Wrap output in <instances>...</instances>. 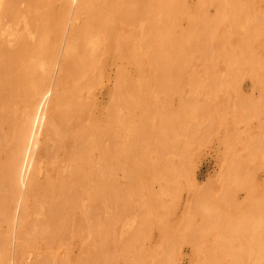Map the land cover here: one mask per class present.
<instances>
[{
	"label": "rangeland",
	"instance_id": "rangeland-1",
	"mask_svg": "<svg viewBox=\"0 0 264 264\" xmlns=\"http://www.w3.org/2000/svg\"><path fill=\"white\" fill-rule=\"evenodd\" d=\"M5 1L6 0L3 1V4L0 7V64L4 61L3 58L9 55L11 50V48L9 47H12V50L14 48V51L11 50L12 53L10 54L12 55L13 53H15L17 47L16 43L18 41L17 39L19 38V36L23 34V37L25 36V39H27L28 41L30 40V44L33 43V40L37 36L36 31H34L36 20H32L29 18L30 11L25 10L26 8L28 10L27 4L24 1L16 0L18 2L16 3L13 2L16 5L14 4L13 6L12 5L9 6L6 1L8 6H5L6 5V3L4 4ZM199 1L200 0H186V2L192 7L188 8L187 10L185 8V12L181 13L180 15H178L176 12L170 13V17H171L170 20L166 19L165 17L163 18L164 21H162L163 20L162 17L157 15L154 16L156 18L159 17L158 20L152 17V26H153L152 43L154 42L152 46L155 45V47H158V45L164 43L161 32L162 31L165 32L168 29L172 31L174 30L173 36L176 39H179L182 36L186 37V41L184 42L185 44H187V47L182 55L177 56L176 54L174 55L168 54L169 56H167L168 60L171 61L178 58L181 60L183 59L182 60L183 63L181 62V69L183 71V74L181 72L180 75L181 77L171 76L170 79L165 78V81L163 83V88L167 87V85L168 87H172L170 92L167 89L165 90L160 88H158V90L157 88L153 89V91L149 92L148 94L149 95L148 100H152V102L154 103L152 104V108L148 106L147 108H142L141 110H138V117L141 118H137L136 120L138 119L140 120L143 119L142 117L144 118L146 117L145 119H148L149 122H146L147 125L146 123L142 125L141 123L142 122L144 123L146 120L145 119H144L145 121L140 120L141 123H139L138 125L137 123L138 121H135L136 124L138 125L137 128L141 125L142 127L145 126L144 127L145 130L142 127H140V129L142 128V130H144L145 133H147V131H150L152 135V136L150 135L151 138H149L150 140L148 139L149 141L145 139V141H142L140 145L142 146L141 148H143L142 152H144L142 153L143 154L142 156L145 155V158L149 159V161H147V159L142 158L141 155L137 159L138 165L140 164L141 167H143L142 165L144 164V167L142 169L141 167L138 168V166L135 168V171L137 168L139 169L137 170V172L139 171L140 176H138V174L133 175L134 177L136 175L138 176L136 177V180L138 181L139 178V181L141 180L140 183L139 181L136 182L134 178H133L134 180H132V178H130L132 176L128 177L127 169L128 167L132 166L133 163L129 159L128 160L124 159L121 156V154L118 152V148L121 147L120 145H122L124 138L119 137L113 141L110 139V137L108 138L107 136L101 138L100 141L98 142L99 146L94 148L95 152L92 153V157L90 160L92 161V165L94 166L93 169L94 172H96V175H98L95 179L96 182L94 184L98 183L97 181L99 180L98 185H104L106 181L105 183L106 185L102 187L103 188L102 194L101 195L99 194L98 198L94 197L95 200L93 199V193L95 191L93 190V188L96 187V185L93 184L91 187H88L87 190L88 193L86 192L87 195L88 194L91 195L93 200H91L90 197L89 198L90 201H89L87 199L86 194H84V196L82 195L80 199L76 195L79 201L74 199L75 201L73 200L72 202L73 204L75 202V204L80 205L81 206V207L79 206L80 209L79 208L76 209L78 205L75 208H73L75 204L72 205V203L71 205L73 207L71 206L70 208L68 206L70 204L66 206L68 208V211H72L74 213L72 217L76 214L74 218H72L75 221L72 223L71 221L72 219L70 218L71 217L70 214L72 213L70 212L69 214V212L65 211V213H68L69 215V218L67 217L69 220H67V218L64 219L65 222L63 220L62 221L59 220L58 222L60 223L57 222L56 224V226L59 228L65 227V231L64 229L63 231L59 229L63 233H61L60 231H56L53 228V226L55 225L52 226L53 223L50 224L51 222L49 224L50 226H52L53 229L48 224L45 225L46 227L42 226V229L43 227L44 228L50 227L53 231L55 230L54 233L56 235L55 234L53 235H55L56 237H59L58 235L61 233L59 237L60 240L56 238L55 242L53 241V244L50 243L52 242L51 239L54 238L52 237L53 231L50 228H48V230L51 231L52 233L51 232L49 233L46 229H44L46 231L42 230L43 231L42 232L40 229L41 226H39L38 229L36 227L37 225H40L42 222L40 219L41 217L37 216L36 213L44 217L43 216L44 211L42 210L45 209L44 208L45 205L43 206V203H45V199H43L44 201L42 200L43 202L42 203L39 198V196H41L40 193L42 192V190L38 191L36 189H39L40 186L41 188L45 187L44 183H47L45 182L46 180L45 178L46 176L48 177L49 172H50V177L47 178V181L53 176H55V174H57L56 171L60 170V173L62 175H65L67 173L69 165L65 164V162H62L61 165H59V169H58L57 168L58 165H56L57 161L55 159H50L54 152L53 153L51 152L52 154H49V149L50 148L52 149L54 147V143L56 146V148L55 147L54 148L55 150L57 149V145H56L57 142L54 140L56 139L55 135L54 137H52L49 134L52 138L50 136L49 138H47L49 140L50 138L54 140L55 141L54 143L52 140L51 143L50 141H48L49 143L46 142L47 144L44 142L46 145H49L48 150L47 147H45L46 148L45 149L44 147H42V145H39L38 148L36 147L33 148L34 152L35 150L37 151L36 153L39 156L38 160L42 161L41 163L45 165H48L49 163L50 166H48L49 168L44 170L45 165L43 164L40 165L41 163L38 161V163L40 164L38 165V167L36 168V172L34 171V173L37 174L39 177L33 175H32L33 177L31 176V178L35 177L37 179L35 183H33L35 181V178L30 179L31 185L32 184L37 185L38 180L39 183H41L40 180H42V177L44 182L42 181L41 185H37V187L39 186V188L35 186L32 187L33 188L32 190L35 191V193H37L36 191H38L37 197L39 199L38 198L36 199V197L33 196L36 199L35 201H37L36 204H33L34 200H32L33 203L31 202L32 195L30 196L27 202V205L28 203L34 205L33 207L29 205L30 209L28 208L29 211H27L29 214L27 219L32 222V225H35L34 223H37V225L34 226V229L33 226L31 227L32 229H30L29 226L30 231L28 230V226H27V223H29L30 221L26 222V226H25L27 231H29V232L26 231V234L29 233V235L27 234L28 236H26L27 238H25L24 245H25V249H27L28 253H30L28 254V256L31 255L30 257H27V259L24 258V261H27V264H30L31 262H33V264H61V263L71 264V262L72 264H76L77 261H81L82 258H83L82 260L83 262L85 261V259L86 261L87 260L90 261L91 259V262L93 260L92 264H133V262L134 264H143V263L144 264H161V263L162 264H203V263L224 264L225 260H226L225 264L228 263L243 264L244 262H245L244 264L246 263L264 264V225H263L264 224V0H240V5H242V7L245 8L244 10L248 9L247 11H249L251 9L249 12H246V14H249L248 16L246 14L242 15L243 13H245V11H243V8L241 10L242 13L241 12L231 13L228 11H226V14H224L223 12V14L221 15L220 13H215L216 11V9L214 8L215 4H220V2H222V4L226 5V3L229 0H211L212 3H207L204 5L206 11H200V10L195 11L196 9H194V7L198 6ZM214 1H218V2L216 3ZM90 4L92 3L90 2L89 5ZM93 4L96 6V9L106 10L107 12L109 11V8L111 10L114 9V6L110 3L109 0H107V4L103 2V0H99V3H93ZM132 5L134 6L133 3ZM245 5L247 8L244 7ZM23 6L25 9L23 8ZM35 8L36 7H34V9ZM92 10L93 9H88L86 22L83 18L81 20V23L82 21L85 22V24L90 22ZM145 16L146 15H143V17H141L135 22L126 19L118 20V18H116L112 22L113 23L112 28L116 31L122 32L121 35L124 38H122L121 40H126V39L132 40V38L135 37L136 39L139 38L138 42H140L141 36L144 33L141 30L139 31L137 30L139 27H141V25L142 26L147 25L148 19ZM192 19L194 20V22L192 21ZM216 20H219V22L217 23ZM228 20H232V21L228 22ZM199 21L201 23H199ZM97 22H98L97 20H93L90 23V27L88 29V33H89L88 42L85 43L86 44L85 49L83 48L82 50L81 48L78 50V53L76 55L78 56V58L80 52L82 53V54L80 53L81 54L80 56H85L87 54L93 53L94 56H92V59L93 61L96 60L97 62H98L97 59L102 60V58L104 57L100 55L103 48L102 41H104V34L101 32V30L96 29L95 24H97ZM214 27H216L217 29L216 28L214 29ZM206 28L208 29L206 30ZM193 29L194 31H192ZM20 32L22 33L20 34ZM37 39L39 40V37ZM36 42H34L33 44L35 45ZM191 44H194L195 46ZM189 45L192 47H189ZM7 47L8 49H10L8 53L5 52ZM3 55H5V57H3ZM103 60L107 65L106 66L104 65L102 70L103 71L102 76L99 77L100 79L99 78L97 80L95 79L91 86L87 87L85 90L82 89V92H80V96L78 97L79 99H81V101L87 100L86 102L87 113L84 114L83 118H81L79 121H81V125H84L87 124V122H89L90 118L104 119V124L100 126V130H103L105 128H106L105 130H108L110 129L111 126L113 127L115 125L113 119L120 117H124V118L127 117L129 119H133L134 116L132 115L131 112L128 111V109L125 107L124 104H120L119 107L117 106L112 110L109 108L112 99L118 96V95H114L112 92L116 79V70L119 64H121V62H123L124 60L121 57L120 58L113 57V60L111 59V57L109 58L106 57V59L103 58ZM31 61L32 63H35V58L32 59ZM157 61H161V60L157 59ZM8 62H6L5 59V64H7ZM34 65L33 67L35 69L38 68L37 70H39V64H36L35 66ZM124 65L127 66L125 61H124ZM158 66L159 64L157 63L153 64L152 72L157 71ZM70 68L72 72L74 71L73 73H75L74 63H72ZM2 69L0 67V74H2L4 70ZM128 69L134 75L132 79L136 80L135 71L130 67ZM71 70L69 75H67V78L68 76L69 78L68 79L66 78V80H68V82L66 81V84L68 86L71 85L73 86L74 84L77 85L78 83L81 84L84 81L85 75L84 74L76 75L75 73L76 76H74V74L72 75ZM210 70L212 71L211 73ZM5 71L3 72L4 75H0L1 84H3L2 80L4 82L3 76L4 77L6 76L5 73L7 71L8 74L10 73L9 70H7L6 72ZM11 73L10 76L13 77L12 75L13 73L12 74ZM96 74H98V72L94 73V75ZM10 76L8 77L7 75L6 78L9 79ZM79 77H83V78H79ZM156 79L157 78L152 77V82L157 83ZM70 80L74 83L71 84ZM7 81H9V83L8 82L6 83V81L4 82L7 85L6 88H4L5 84L0 85V87L2 86L1 87L2 89H0L1 92L0 98L4 95L2 94V92L5 93V95H7L3 97L4 98L7 97L5 98L6 101L7 99H9L8 100L10 101L9 106L12 105V107L10 106L11 109L9 110L12 111L13 109L11 115H13L16 118V122L20 124L22 120L24 121L25 119L24 116L26 117L27 120L25 119V121L23 122V123L26 122L24 126L22 123L21 126L20 125L17 126L18 123L16 124L15 122V125L17 127L15 130H11V132L13 131L17 132V133L15 132L12 133V135L18 133L21 134L23 133V129H25V127L29 124L28 119L30 114H28V110H29L28 108H30L31 103L34 100L32 91L30 92L29 90H33L32 88H34L33 87L34 82L33 83L30 82L31 83L30 85V83L27 81L28 84L30 85V87H28L26 80L25 81L23 80L21 82V79L20 81L19 79H17L16 82H14L15 80L11 81V79H9ZM13 84L14 85L17 84L18 86L17 85L14 86ZM24 84L26 85L24 86ZM20 85H22V87H25V89L21 88ZM8 86H11L13 88L11 89V87L9 88ZM16 87L17 88L19 87V90H21L18 92V94L22 92L21 93V95H23L22 97H20L21 96L20 94L19 95L17 94L16 91L18 90H14ZM78 87H82V85ZM10 89L14 90L12 91L13 93L10 91ZM22 90H24V93ZM25 90L27 92L29 91L28 92L29 96L27 93L26 95L29 97V99L32 100L25 101L26 98L23 99V97H25L24 96ZM8 91H10L11 93ZM13 95L15 98H13ZM121 96L124 97L126 95L122 94ZM10 97L11 99L12 98L13 99L11 100ZM35 98L37 97L35 96ZM2 99L0 100L2 102H5V100ZM11 101H13V104L11 103ZM25 105L29 107L27 108V106ZM4 107H6V105H4ZM0 108H2V103L0 104ZM47 108L48 106L45 107L46 113H47ZM16 109L18 111L17 114L14 115L13 113L16 112ZM25 109L27 110V112ZM143 114H146L147 116ZM151 120H154V122ZM148 123L150 124V129L152 131L148 130L149 127H147L148 129H146V126H149ZM20 127L22 128L20 129ZM44 127L43 128L41 127V129H44ZM160 127L165 130H162ZM19 130L20 131L22 130L21 133L18 132ZM43 132L44 131L42 130V134L40 133L41 136L39 135L38 139H40V144H43L44 146L42 140L43 141H47V140H44L45 135H43ZM150 132L147 135H149ZM92 134L96 135L94 132ZM150 136H147V138ZM92 138H97V136L90 137V139ZM5 142L8 143V145H5V148L10 149L9 147L11 143L9 142V140L7 139ZM115 142H118L119 146L117 144L115 145ZM161 143L162 145H160ZM107 145H109L108 147H110L109 148L110 153H108L107 155L100 154L101 153L99 150L100 147L103 146L105 147ZM40 148L43 149V151ZM47 153H48V155L46 156L48 157L47 159L48 160L50 159L51 161L50 160L49 161L51 163L56 162V164L52 165L50 162L44 161V159L46 160L44 154L46 155ZM110 155H112L113 157ZM5 156H6L5 158L6 163L7 164L9 163L11 170H8L10 173L4 171L2 172L3 174L0 175V181H1L0 184H3L0 186V200L2 196H4L1 201H3L4 199L6 200V198H10V199L12 198L13 199V200L11 199L12 201L17 202L21 184L19 182V185H15L14 181H12L13 178L11 179L12 176L11 172L13 169V164L11 166V163L15 160V158L13 160V157H11L10 159L11 161L12 160L13 161L9 162L10 160L7 158L11 156L10 153L9 156L8 153H6ZM52 158H55L54 154ZM102 160L103 163L100 164ZM6 163L3 164L5 165ZM106 163L112 166H109ZM152 163H153V167L156 166L155 168L152 167ZM105 165L106 168L104 167ZM108 166L111 167V171L113 172H111L110 169L107 168ZM121 166L125 168H122ZM146 168H148L149 170L148 172ZM19 169L21 168L17 166L16 171L17 170L20 171ZM43 170L44 172L49 171L48 174L47 173L44 174ZM103 170L106 172H104ZM140 170L142 171L140 172ZM41 171L42 173H40ZM142 172L145 173V176ZM8 175L10 176V178ZM99 175L100 176L102 175L103 177L101 176L100 178H98ZM108 175L109 177L110 176L111 177L109 179H106L108 178ZM19 177L20 176H18V178ZM143 180H145L146 182L145 181L143 182ZM134 181L137 184H140L141 187L144 189L141 191V189L136 188L140 191V193L138 191L137 196L134 193L136 197L133 194L131 197L130 194L132 192L130 191L132 190H130L129 186L132 189L134 188L133 190H135V187H139L136 186L137 184ZM132 182L135 183V185H133ZM145 183H147V185ZM8 185L10 188L8 187ZM2 187L3 188L5 187L6 190L9 188L10 190L8 189L7 191H5V189L3 190ZM112 188L114 191L112 190ZM127 188L130 191H128ZM11 190L12 192L8 193V191ZM32 190H31V194H33ZM90 190L91 192H89ZM111 190L112 192H114V194L111 192ZM118 190L123 193V195L121 194L123 197L125 191L126 193L129 192V195L127 193L126 199H124L125 197L124 198L120 197L119 199L120 205L118 206L120 209L116 208L115 210L116 203L112 204V202H109V198L111 196L110 192L115 196ZM144 190H147V192L149 191L148 192L149 194L146 193V191ZM6 195H10V196L8 197ZM42 195L43 196L41 197V199L44 197V193H42ZM128 196L130 198H128ZM101 197H103L102 198L103 201ZM38 202L41 203V208H42V210H40L41 212L37 210V209H41L37 207L40 206L39 204H37ZM103 202L105 203L104 207H103ZM131 202L134 203H132L131 205ZM142 202L144 203L146 202L147 205ZM1 208L2 205L0 202V209ZM98 209L101 210V212ZM13 210H14V206L12 211ZM84 211L85 212L87 211L88 214L90 213L91 214L89 216L88 214L85 215ZM80 212L84 213V215H81ZM79 215L81 216L80 218H82L81 221L78 220ZM156 215L158 216L156 217ZM36 218L41 222H35L38 221ZM42 219L45 223H48L44 218ZM102 219L103 221H100ZM66 220L69 221L68 224H66L67 223ZM0 221H4V222H0V233H2L0 234L1 236L0 240L3 237L4 242H6V245H3L5 244L3 243V240L0 242L1 244L0 251L3 250L0 252L1 255L0 264H12L11 257H13L14 255V250L11 249L14 247L12 243L13 241L11 239L12 230H13L11 225L12 221L11 218H9V221L11 222L10 223L8 219L5 220V218H2L1 215H0ZM94 221H95V226L97 225L96 223H98L96 228L93 225ZM8 222L10 223L9 226L11 230L8 226L9 224ZM44 222H42L43 225ZM62 222L63 224L65 223L66 225H63ZM92 222L93 224H91ZM142 225L144 226V229H142L143 228ZM147 225L149 227H146ZM88 226L89 229H86L88 228ZM35 227L37 230H35ZM98 227L100 229L102 228L101 231L99 230ZM223 228H225L224 229L225 231H223ZM90 229L93 230L94 234L92 230L90 231ZM255 229H257V231ZM234 230L236 231L234 232ZM44 232L50 234L51 236L46 235V233ZM56 232H60V233L57 234ZM30 233L32 234V236L34 235L37 236L38 233L40 239L39 238L37 239L36 236L34 238L31 237ZM4 234L5 236L7 235L6 238L4 237ZM49 237H51V239ZM195 237H197V240H195ZM48 238L50 239V241L48 240ZM26 239L27 240L30 239L29 241L31 242L34 240V243L31 244V242L27 241ZM57 240L59 241V243H57ZM46 241H48V243H50L52 247L51 246L47 247L48 243H46ZM99 241L104 242V243L101 242L102 246L97 244L99 243ZM26 242H29V245L31 244L32 246H36V244L38 243L39 245H37L36 247L37 249L35 247L31 248L32 247L31 245H30L31 247L29 245L26 246ZM232 242L234 243L231 244ZM57 244H59L58 247H56ZM103 244H104V248L101 249V247H103ZM7 245L9 248L7 247ZM86 245L89 246V249H87L88 247H86ZM98 246H100V249ZM55 248H60V249H55ZM5 250L7 252H5ZM86 250H89L87 257L91 256L90 259L84 257V254H86ZM94 250L95 251L97 250L99 254L96 253L97 251L94 252ZM244 250H246V252ZM82 251H84L83 254ZM135 251L138 252L139 254L136 253ZM4 252L7 253V258L5 257L6 255ZM247 252L251 253L250 261H248V259H246L245 257V255H248ZM89 253L91 255H89ZM213 253H215V256H217L215 257L216 259L214 258L215 263L214 261L209 263L210 262L209 258L210 260L213 259L210 257L214 255ZM134 254H136V256H134ZM139 257L142 259L143 262L140 261L141 259H139ZM3 258L4 260H2ZM45 258H48L49 260ZM161 258L164 260V262L160 261L162 260ZM37 259H39L41 262ZM256 260L259 261L257 262ZM89 261L86 263L89 264ZM80 263L81 262H79V264Z\"/></svg>",
	"mask_w": 264,
	"mask_h": 264
},
{
	"label": "bare ground",
	"instance_id": "bare-ground-1",
	"mask_svg": "<svg viewBox=\"0 0 264 264\" xmlns=\"http://www.w3.org/2000/svg\"><path fill=\"white\" fill-rule=\"evenodd\" d=\"M3 1L4 0H0V7L1 5L3 4ZM8 5H14L16 2V0H6ZM6 1L4 2V4L6 3ZM21 1H24L26 4H27V7H28V10L27 8L25 9L24 6L23 8L26 10V11H30V15H29V18L32 19V20H36V23H35V30L36 31V35L39 37V40L35 37L36 40L34 41L33 40V43H35V45L33 43L30 44V40L28 41L27 39H25V36L23 37V34L21 36H19V38L17 39V47H16V50H15V53H13L12 55L10 53L11 50H12V47H9L11 48L5 50L6 53L9 52L10 50V53L9 57H5V55H3V58L4 61L0 64V65H4L5 64V59H6V62H8L7 64H5V68L7 70H9V72L13 75L10 76V73L8 74L7 70L4 68V66H0L1 69L3 70V72L5 71V77L3 76V79H4V82L6 81V83L9 81V79L12 80H15L14 82H16L17 79H21V82L24 80H26V82L28 81L29 83H33L34 82V88H32L33 90H29L30 92L32 91V94L34 96V100L32 101L31 105H30V108H28L29 106H27V109L28 110V114H30L29 116V124L25 127V129H23V133H21V131L19 130L18 132H20L21 134H14L12 135V133H14L15 131L11 132V130H15L16 127L18 125H22L23 126L25 125V123H23L26 119V117L24 116V121L22 120L20 122V124L18 122H16V118L11 115L12 111L9 110L11 109L10 106L12 107V105L9 106V103L10 101H8L9 99H6L7 97H3V96H7L5 95V93L2 92V94H4L0 99L2 100H5V102H2L0 100V102L2 103V108H0V175H2L4 171H7L9 172L8 170H11V167L9 165V163L7 164L6 163V156L5 154L8 153V156H9V153H10V157H8L7 159H9L10 161L9 162H12L15 158V162L11 163V166L13 164V169H12V172H11V179L12 181H14V184L15 185H19V182L21 184V187H20V192H19V196H18V200L17 202L15 201H12L10 198H6V200L4 199L3 201L2 198L4 196H2L0 202H1V205H2V210L0 211V215L2 218H5V220L8 219L9 221V218H11V221H12V243H13V248H11L12 250H14V255L12 258V264H27V261H24V258L27 259V257H30L31 255L28 256V251L27 249H25V245H24V241H25V238H27L26 236L29 235V233L26 234V231L27 229L25 228L26 226V222H29L30 220H28V208L30 206H34V205H31L28 203L27 205V202L30 198V196L32 197L31 198V202L32 200H34L32 203L33 204H36L37 201H35L38 197V191L42 190V192L40 193L41 196H39L40 198V201L42 202L43 199H45V203H43V206L45 205V209L42 210L41 208V203L38 202L37 204H39L40 206H37L41 209H37V210H42L44 211L43 213V216L42 217L41 215L37 214L36 212V215L41 217V221H43L42 218H44L48 223H45L44 222V225L42 224L41 221H39L37 218L38 221H35V222H41L40 225H37V223H34L35 225H37V229L39 226L41 231L46 229L49 233L51 231L48 230V228H52L53 225V228L56 230V231H60L64 229L65 231V227L62 228V227H57L56 224L59 220H63L66 219L67 217L69 218V215L68 213H65V211L70 212L72 214H70V218H74V215L72 217V215L74 214L72 211H68V208L66 207L68 205L70 208L73 204V200L76 199L79 201V199L81 198V196L84 194H86L87 190H88V187H91L95 182H96V177L98 175H96V172H94V166L92 165V161L90 160L91 157H92V153L95 152L94 151V148H96L97 146H99V141L101 138L103 137H110V139L113 141V140H116L117 138L119 137H123L124 140H123V143L122 145H120L121 147L118 148V152L121 154V156L124 158V159H129L133 165L128 167L127 169V175L128 177L132 178V180H136V177L140 176L139 174V171L137 172V170H139L138 168L141 167V165L139 164L138 165V162H137V159L140 157V155L142 156L144 152L143 151V148H141L142 146L141 145V142L142 141H145V139L147 141H149L151 138V132L150 131H147V133H145V129L142 125L145 124L146 122H149L148 119H145L144 117H142L143 119H140L142 121H145L144 123L138 119L136 120L137 118H141V117H138V110H141L142 108H147L148 106H150L152 108V104H154L152 102V100H148V97H149V92H152L153 89L157 88H160V89H167L169 92L170 90L172 89V87H168V83L166 84L167 87L163 88V83L165 81V78H169L171 76H180L181 75V72L183 74V71L181 69V62L182 60L181 59H174L173 61L171 60H168V57L169 56L168 54H176L177 56L178 55H182L184 53V50L186 49L187 47V44H185L184 41H186V37H181L179 39H176L173 35H174V30H166L165 32L162 31L161 32V35H162V38L164 40V43H161L160 45H158V47H155L152 46V17H154V19H157L154 15H157V16H160L163 18L166 17V19L170 20V13H177L178 15H180L181 13L185 12V8L186 10L192 6H190L186 0H109L110 3L114 6V9L111 10L109 8V11L107 12L106 10H99V9H96V6L93 4V3H99V0H21ZM15 2V3H12ZM92 3L89 5V3ZM103 2H105L107 4V0H103ZM214 2H218V1H214ZM6 3L5 6H8ZM10 3V4H9ZM20 3V1H19ZM132 3L134 4V6L132 5ZM207 3H212L211 0H200L199 1V4L198 6L194 7V9H196L195 11H206L205 8H204V5L207 4ZM18 4V3H17ZM154 4V5H152ZM16 5V4H15ZM24 5V4H23ZM19 6V5H18ZM34 7H36L34 9ZM131 7V8H130ZM246 7V5L244 6ZM8 8V7H7ZM214 8L216 9L215 13H220L223 14H226V11L228 12H241L242 13V5H240V0H229L226 5L225 4H222V2H220V4H215L214 5ZM247 8V7H246ZM22 9V8H21ZM88 9H93L92 12H91V18H90V22L89 23H86V17H87V13H88ZM245 8H243V11H245V13H243L242 15H245L246 12H249L247 10H244ZM23 11V10H22ZM24 11V12H26ZM227 12V13H228ZM29 13V12H28ZM202 13V12H201ZM153 14V15H152ZM143 15H146L145 17H147L148 19V22H147V25L146 26H142L138 28L137 31L141 30L143 31L144 34H142L141 36V41H139V38L136 39L135 37L132 38V40H121L122 38V35L121 33L122 32H119V31H116L112 28L113 26V21L114 19L118 18L119 19H126V20H129V21H137L138 19H140L141 17H143ZM216 15V14H215ZM230 15V14H229ZM238 15V14H237ZM247 16L249 14H246ZM193 16V15H192ZM224 16V15H222ZM221 16V17H222ZM231 16V15H230ZM203 17V16H202ZM216 17V16H215ZM220 17V16H219ZM226 17V15H225ZM228 17V15H227ZM239 17V16H238ZM84 18L85 22L82 21L81 23V20ZM161 19V18H160ZM93 20H97V24H95L96 26V29L97 30H101V32L104 34V41L103 42V48H102V51L100 53L101 56H104L103 58L106 59L111 57V59L113 60V57H117V58H122L125 63L127 64V66L124 65V61L121 62V64H119L117 70H116V79H115V84H114V88H113V94L114 95H118L116 96L115 98L112 99V102L110 104V109H114L116 108L117 106L119 107L120 104H124L125 107L128 109L129 112L132 113V115L134 116L133 119H129L127 117H120V118H115L113 119V122L115 123V125L112 127H110V129L108 130H100V126H102L104 124V119H93V118H90L89 119V122H87V124H84V125H81V121H79L81 118H83V115L86 114V102L87 100H83L81 101V99H79L78 97L80 96V92H82V89L85 90L87 87L91 86L93 81L96 79H98L100 76H102V73H103V67L104 65L106 66L107 64H105L103 58L102 60L100 59H97L98 62L96 60L93 61L92 59V56L93 53H90V54H87L85 56H80L81 54L79 53V58L77 55L78 53V50L82 48L85 49V43L88 42V36H89V33H88V29L90 27V23L93 21ZM199 20V18H198ZM164 21V19L162 20ZM192 21L194 22V20L192 19ZM217 23L219 22V20H216ZM229 21H232V20H228ZM159 22V21H158ZM167 22V21H166ZM205 22V21H204ZM130 23V22H129ZM156 23V21H155ZM162 23V22H161ZM199 23H201L199 21ZM210 23V22H209ZM216 23V22H215ZM214 23V24H215ZM216 23V24H217ZM84 24V25H83ZM154 24V23H153ZM159 24V23H158ZM160 25V24H159ZM204 25V24H203ZM219 25V24H218ZM155 26V25H154ZM160 27V26H159ZM213 27V26H212ZM163 28V27H161ZM216 27H214L215 29ZM205 29V28H204ZM208 28H206L207 30ZM217 29V28H216ZM135 30V29H133ZM202 30V29H201ZM200 30V31H201ZM161 31V30H160ZM194 31V29L192 30ZM212 31V30H211ZM134 32V31H133ZM191 32V31H190ZM204 32V31H203ZM22 32H20L21 34ZM155 33V32H154ZM19 34V33H18ZM19 34V35H20ZM39 34V35H38ZM135 34V33H134ZM160 35V36H161ZM214 35V34H212ZM209 36V35H208ZM27 37V36H26ZM132 37V36H131ZM140 37V36H139ZM214 38V37H213ZM217 38V37H216ZM199 39V38H198ZM212 39V38H210ZM188 40V39H187ZM202 40V39H201ZM204 40V39H203ZM206 40V39H205ZM210 41V40H209ZM16 42V41H15ZM14 42V43H15ZM29 42V43H28ZM32 42V41H31ZM84 42V44H83ZM101 42V44H102ZM196 42V41H195ZM198 42V40H197ZM205 42V41H204ZM207 42V41H206ZM13 45V44H12ZM191 45H194V44H191ZM205 45V44H204ZM208 45V44H207ZM14 46V45H13ZM195 46V45H194ZM193 46V47H194ZM206 46V45H205ZM87 47V46H86ZM189 47H192L189 45ZM78 48V49H77ZM89 48V47H88ZM87 49V48H86ZM77 50V51H76ZM88 50V49H87ZM93 50V48H92ZM14 51V48L13 50ZM86 51V50H85ZM155 57V58H154ZM8 58V59H7ZM35 58V63H32V59ZM171 58V57H170ZM157 59L161 60V61H157ZM72 63H74V66H75V73L76 75L78 74H84L85 75V78H84V81L81 83V84H77V85H71L72 82L71 80V86H68L66 84V81L68 82V80H66L67 78V75H69L70 73V66L72 65ZM159 64V66L157 67V71L155 72H152V65L153 64ZM183 63V62H182ZM185 63V62H184ZM36 65V64H39V70L35 69L33 67V65ZM212 64V63H211ZM34 65V66H35ZM185 66V65H183ZM33 67V68H32ZM131 68L135 71V77H136V80L132 79L134 77V75L131 73V71L128 69V68ZM205 68H208V67H205ZM216 68V67H215ZM185 69V68H184ZM212 70V69H211ZM210 70V73L212 72ZM2 72V74L0 75H4V73ZM72 72V70H71ZM74 72V71H73ZM72 72V75L75 73ZM98 72V74L94 75V73ZM209 74V73H208ZM10 76L9 79H7L6 77ZM155 75V76H154ZM1 77V76H0ZM13 79H12V78ZM152 77H155L157 78L156 79V82L157 83H153L152 82ZM181 77V76H180ZM189 77V76H188ZM7 80H6V79ZM69 78V76H68ZM67 78V79H68ZM79 78H83V77H79ZM195 78V77H194ZM214 78V77H213ZM71 79V77H70ZM100 79V78H99ZM173 79V77H172ZM212 79V78H211ZM1 80V78H0ZM18 81V82H19ZM180 81V80H179ZM209 81V80H208ZM207 81V82H208ZM212 81V80H211ZM2 80V83L5 84ZM25 82V83H26ZM27 82V86L30 87V85L28 84ZM0 83V85H3ZM11 84V82H10ZM21 84V83H20ZM177 84V83H176ZM6 85V84H5ZM4 85V88L7 87V85L5 86ZM14 85V84H13ZM17 85V84H16ZM14 85V86H16ZM23 85V84H22ZM21 88H24L25 87H22ZM26 84H24L25 86ZM82 85V87H78ZM12 86V84H11ZM11 86H8L9 88ZM18 86V85H17ZM2 87V86H1ZM0 87V89H2ZM13 87H11L12 89ZM179 88V87H178ZM184 88V87H183ZM10 91H14V90H18L16 91L17 94L19 91V87L15 88L14 90H11ZM30 89V88H29ZM180 89V88H179ZM4 90V89H3ZM8 91V92H10ZM23 93H24V90H22ZM28 91V92H29ZM7 92V91H6ZM10 92V93H11ZM28 92L25 90V94L23 97V99L26 98L25 101L27 100H32V99H29V94ZM1 93V92H0ZM13 93V92H12ZM22 92H20L19 94L21 95ZM26 93L28 94V96L26 95ZM18 94V95H19ZM122 94H125L126 96L122 97L121 95ZM9 95V94H8ZM16 95V94H15ZM23 95H21L20 97H22ZM31 96V95H30ZM35 96L37 98H35ZM173 96V95H172ZM12 97V96H11ZM10 97V99H11ZM13 98L14 95H13ZM12 98V99H13ZM82 98V97H81ZM11 99V100H12ZM85 99V98H83ZM167 100V99H166ZM0 103V104H1ZM11 103L13 104V101H11ZM184 103V102H183ZM28 104V103H27ZM158 104V103H157ZM4 105H6V107H4ZM48 106L47 108V113H46V109L45 107ZM161 107V106H160ZM191 107V106H190ZM4 108V109H3ZM16 108V107H14ZM200 108V107H199ZM18 109V108H17ZM16 109V112L13 113L14 115L17 114V110ZM25 109V110H26ZM188 109V108H187ZM26 110V112H27ZM148 110V109H147ZM152 110V109H151ZM161 110V109H160ZM15 111V110H14ZM145 111V110H144ZM180 112V111H179ZM185 112V111H184ZM22 113H25V112H22ZM145 113V112H143ZM171 113V112H170ZM187 113V112H186ZM198 113V112H197ZM165 114V113H164ZM173 114V113H172ZM171 114V115H172ZM185 114V113H184ZM46 115V116H45ZM141 115V113H140ZM145 116H147L146 114H143ZM142 115V116H143ZM167 115V114H166ZM169 115V114H168ZM187 115V114H186ZM190 115V114H189ZM22 116V115H21ZM132 116V117H133ZM180 116V115H179ZM131 117V118H132ZM160 118V117H159ZM174 118V117H173ZM177 118V116H176ZM184 118V117H183ZM145 119V120H144ZM209 119V118H208ZM27 120V119H26ZM174 120V119H173ZM19 121V120H18ZM134 121V122H133ZM135 121H138V125L139 123H141L142 125L139 126L137 128V124ZM154 122V120H151ZM168 121V120H166ZM171 121V120H170ZM181 121V120H180ZM15 122L17 124V126L15 125ZM156 122V121H155ZM22 123V124H21ZM165 123V122H163ZM162 123V124H163ZM180 123V122H179ZM109 124V123H108ZM149 124V123H148ZM153 124V123H152ZM46 125V126H45ZM60 125V126H59ZM107 125V124H106ZM110 125V124H109ZM147 125V123H146ZM22 126V127H23ZM45 126V127H44ZM81 126H84V127H81ZM154 126V125H152ZM185 126V124H184ZM20 127V129L22 128ZM41 127L44 129H41ZM140 127H142L144 130H142V128L140 129ZM149 127V129L147 128ZM164 127V126H163ZM13 128V129H12ZM19 128V127H18ZM153 128V127H152ZM161 128V127H160ZM159 128V129H160ZM167 128V127H166ZM146 129L148 130H151L150 129V124L149 126H146ZM162 129V128H161ZM42 130L44 131L43 132V135H45V139L44 140H47V141H43L42 142L46 143L48 141H50L51 143V138L54 137V135L56 136V139H54L57 143V149L55 150L56 146H55V141H53L54 143V151L50 148L49 149V154H54V157L55 158H52L53 157V154H52V157L50 159H55L57 161V164L56 162L54 163H51L46 157L48 155V153L45 155L44 154V157L46 158V160L44 159V161H48L50 162L52 165L56 164L58 165V169H59V165H61L62 162H65V164H68V170H67V173L65 175H62L60 173V170L59 171H56L57 174H55V176H53L52 178H50L48 181H47V178L50 177V172L47 171V172H44L45 169L49 168L48 166L49 163L48 162H45V163H48V165H45L43 163H41L42 161H39L38 159V155H37V151L33 150V148H38L39 145H42V147H47V150H48V147L49 145H46L44 143V146L43 144H40V139H38L40 133L42 134ZM142 130V131H141ZM162 130H165V129H162ZM169 130V129H168ZM182 130V129H181ZM41 131V132H40ZM144 131V132H143ZM152 131V130H151ZM159 131V130H158ZM186 131V130H185ZM95 133L96 135H93L92 133ZM150 132L149 135H147L148 133ZM168 132V131H167ZM172 132V131H171ZM176 132V131H175ZM17 133V132H15ZM174 133V132H173ZM52 136H50V135ZM146 134V135H145ZM186 134V133H185ZM151 135V136H150ZM41 136V135H40ZM49 136L51 137L50 140L47 139L49 138ZM97 136V138H92L90 139V137H95ZM146 136V138H145ZM147 136H150L147 138ZM155 136V135H154ZM158 137V136H157ZM161 137V136H160ZM163 137V136H162ZM156 138V137H155ZM166 138V137H165ZM168 138V136H167ZM9 140V142L11 143L10 144V149H7L5 148V145H8V143H6L5 141L6 140ZM149 139V140H148ZM162 139V138H161ZM120 140V139H119ZM158 140V139H156ZM166 141V140H165ZM181 141V140H180ZM6 143V144H5ZM49 143V142H48ZM121 143V142H120ZM107 144V143H106ZM118 145V142H115V145ZM167 144V143H166ZM46 145V146H45ZM53 145V144H52ZM114 145V144H113ZM162 145V143L160 144ZM109 145L107 146H103V147H100V154H105L107 155L108 153H110V147H108ZM119 146V145H118ZM149 146V145H148ZM153 146V145H152ZM168 146V145H167ZM8 147V146H7ZM41 147V148H42ZM40 148V149H41ZM153 148V147H152ZM159 148V147H158ZM178 148V147H177ZM46 149V148H45ZM116 149V147H115ZM43 151V149H41ZM52 150V151H50ZM7 151V152H6ZM46 151V150H45ZM44 151V152H45ZM40 152V151H39ZM52 152V153H51ZM155 152V151H154ZM46 153V152H45ZM114 153V152H113ZM180 153V152H179ZM178 153V154H179ZM114 155V154H113ZM51 156V155H50ZM112 156V155H110ZM115 156V155H114ZM11 157H13V160L11 161ZM42 157V156H41ZM43 157V158H44ZM113 157V156H112ZM180 157V156H179ZM142 158H145V155L142 156ZM147 159V161H149L148 158H145ZM54 160V161H55ZM116 160V159H115ZM5 161V162H4ZM38 161L41 163H38ZM53 161V160H52ZM101 161V160H100ZM109 161V160H107ZM145 161V162H147ZM155 161V160H154ZM239 161V160H238ZM69 162V163H68ZM140 162V161H139ZM237 162V161H236ZM3 163H6L5 165ZM60 163V164H59ZM103 163V160L102 162H100V164ZM105 163V162H104ZM149 163V162H148ZM147 163V164H148ZM233 163V162H232ZM45 165L44 167V174H48L49 172V175L48 177L46 176V180L45 182L47 183H44L45 187L42 189L41 186L39 188V186L37 187V185H41L42 181H43V177H42V180L41 183H39V180H38V184L35 185V184H30V179H34V178H31V176H38L37 174L34 173V171L36 172V168L38 167V165ZM64 164V165H65ZM107 164V163H106ZM109 166H112L110 164H107ZM120 165V164H119ZM124 165V163H123ZM126 165V164H125ZM19 166L21 169H19L20 171H16V167ZM89 166V167H88ZM93 166V167H92ZM107 167L110 169L111 171V167ZM138 166V168L136 169L135 171V168ZM144 167V164L142 165ZM150 166V165H149ZM41 167V166H40ZM96 167V166H95ZM106 168V165L104 166ZM122 167V166H121ZM141 167V169L143 168ZM152 167H153V163H152ZM156 167V166H155ZM153 167V168H155ZM42 168V167H41ZM101 168V167H100ZM122 168H125V167H122ZM239 168V166H238ZM40 169V168H39ZM236 169V168H235ZM53 170V169H52ZM56 170V169H55ZM113 170V169H112ZM147 172L149 171L148 168H146ZM154 170V169H153ZM101 171V170H100ZM104 171V170H103ZM142 170H140L141 172ZM234 171V170H233ZM55 172V173H56ZM106 172V171H104ZM113 172V171H111ZM10 173V172H9ZM38 173V172H37ZM42 173V171L40 172ZM39 173V174H40ZM99 173V172H98ZM109 173V171H108ZM143 173V172H142ZM141 173V174H142ZM231 173V172H230ZM240 173V172H239ZM248 173V172H247ZM8 174V173H7ZM103 174V172H102ZM135 174H138V176L136 175L135 177L133 175ZM144 176H145V173H143ZM148 174V173H147ZM146 174V175H147ZM105 175V174H104ZM125 175H126V172H125ZM7 176V175H6ZM9 176V175H8ZM18 176H20L18 178ZM32 176V177H33ZM52 176V175H51ZM102 176V175H101ZM99 175L98 178L101 177ZM152 176V175H151ZM39 177V176H38ZM45 177V176H44ZM103 177V176H102ZM107 177V176H106ZM111 177V176H110ZM109 175H108V178L106 179H109L110 178ZM10 178V176H9ZM21 178V179H20ZM114 178V177H112ZM134 178V179H133ZM153 178V177H152ZM238 178V177H237ZM102 179V178H101ZM105 179V180H106ZM142 179V178H141ZM145 179V178H144ZM3 180V179H2ZM10 180V179H9ZM20 180V181H19ZM112 180V179H111ZM131 180V181H132ZM159 180V179H158ZM8 181V180H7ZM34 181V180H33ZM37 181V179L35 178V181L33 183H35ZM127 181V180H125ZM138 181H139V178H138ZM136 180V182H138ZM141 181V180H140ZM139 181V183H140ZM145 180H143L144 182ZM240 181V180H239ZM243 181V180H242ZM5 182V181H4ZM3 182V183H4ZM32 182V181H31ZM44 182V181H43ZM98 183L94 184L96 185V187L93 188L94 193H93V199L95 200V198H98L99 197V194L101 195L102 194V191H103V188L106 184V181L104 183V185H98L99 184V180L97 181ZM103 182V181H102ZM129 182V181H128ZM135 182V181H134ZM135 182V183H136ZM142 182V183H143ZM146 182V181H145ZM1 183V181H0ZM8 183V182H7ZM12 183V182H11ZM109 183V182H108ZM112 183V182H111ZM133 183V182H132ZM135 183H133V185H135ZM5 184V183H4ZM110 184V183H109ZM131 184V183H130ZM137 184V183H136ZM147 185V183H145ZM167 184V183H166ZM251 184V183H250ZM3 185V184H0V186ZM7 185V184H6ZM43 185V186H44ZM117 185V184H116ZM123 185V184H121ZM126 185V184H125ZM165 185V183H164ZM13 186V185H12ZM37 187L39 189H36L38 191H36L37 193H35V191H33L32 187ZM110 186V185H109ZM108 186V187H109ZM136 186H139V187H135V190H133L130 186V190H127L132 192L130 195L132 197V194L134 195V193L136 194L137 196V193H138V189H141V191L144 189L141 187L140 184H137ZM6 187V186H5ZM5 187L3 188V190L5 189ZM9 187V185H8ZM7 188V187H6ZM10 188V187H9ZM8 188V189H9ZM106 188V187H105ZM118 188V187H117ZM138 188V189H136ZM164 188V187H163ZM7 189V190H8ZM126 189V188H125ZM146 189V188H145ZM179 189V188H178ZM5 189V191H7ZM10 190V189H9ZM31 190L33 192V194H31ZM44 190V192H43ZM106 190V189H105ZM113 190V188H112ZM111 190V192H112ZM148 190V189H147ZM147 190H144L147 192ZM114 191V190H113ZM116 191V189H115ZM136 191V192H134ZM9 192H12L11 191H8ZM70 192V193H69ZM91 192V190L89 191ZM110 198H109V202H112V204H115V210L116 208H119L118 206L120 205V197L126 199L127 198V193L129 195V192L124 193V197L122 196L123 193L121 191L118 190V192L116 193V195L114 196V192H112ZM7 193V194H8ZM35 193V194H34ZM42 193H44V197L41 199V197L43 196ZM88 193V192H87ZM140 193V191H139ZM151 193V191H150ZM159 193V192H158ZM2 194V192H1ZM122 194V195H121ZM149 194V193H148ZM203 194V193H202ZM4 195V194H3ZM79 199H77V197ZM87 195V194H86ZM108 195V193H107ZM126 195V196H125ZM200 195V194H199ZM6 196H10V195H6ZM12 196V194H11ZM35 196L36 199L33 197ZM135 196V195H134ZM135 196V197H136ZM14 197V196H13ZM91 197L90 194L87 195V199L89 200V198ZM95 197V198H94ZM205 197V196H203ZM219 197V196H218ZM38 198V199H39ZM103 197H101L102 199ZM105 198V197H104ZM128 198H130L128 196ZM223 198V197H222ZM92 197H91V200H93ZM132 199V198H131ZM136 199V198H135ZM199 199V197H198ZM207 199V198H206ZM212 199V198H211ZM107 200V198H106ZM128 200V199H127ZM133 200V199H132ZM201 200V198H200ZM44 201V200H43ZM75 201V200H74ZM90 201V200H89ZM103 201V199H102ZM146 201V200H145ZM204 201V200H203ZM11 204H10V203ZM87 202V201H86ZM106 202V201H105ZM130 202V201H128ZM135 202V201H134ZM134 202H131V205L132 203ZM157 202V201H156ZM72 203V205H71ZM79 203V202H77ZM88 203V202H87ZM144 203V202H142ZM211 203V202H210ZM223 203V202H222ZM102 204V202H101ZM105 203L103 202V207L105 206L104 205ZM128 204V203H127ZM146 204V202L144 203ZM195 204V203H194ZM193 204V205H194ZM30 205V206H29ZM78 204H75L73 208H75ZM147 205V204H146ZM192 205V204H191ZM209 205V204H208ZM13 206H14V210L12 211L13 209ZM28 206V207H27ZM80 205H78L76 207V209L79 208ZM111 206V205H110ZM145 206V205H143ZM163 206V205H162ZM206 206V205H205ZM210 206V205H209ZM31 207V208H32ZM36 207V206H35ZM81 207V206H80ZM84 207V206H83ZM101 207V206H100ZM131 207V206H129ZM157 207V206H156ZM191 207V206H190ZM208 207V206H207ZM67 208V210H66ZM88 208V207H87ZM86 208V209H87ZM99 208V207H98ZM155 208V207H154ZM168 208V207H167ZM225 208V207H224ZM30 209V208H29ZM75 209V210H76ZM80 209V208H79ZM83 209V208H82ZM81 209V210H82ZM85 209V210H86ZM90 209V207H89ZM96 209V207H95ZM120 209V208H119ZM213 209V208H212ZM246 209V208H245ZM32 210V209H31ZM99 210V209H98ZM97 210V211H98ZM154 210V209H153ZM157 210V209H156ZM163 210V209H161ZM209 210V208H208ZM211 210V209H210ZM92 211V210H91ZM101 212V210H99ZM130 211V209H129ZM166 211V210H165ZM32 212V211H31ZM41 212V211H40ZM85 212V211H84ZM99 212V213H100ZM155 212V211H154ZM208 212V211H207ZM247 212V211H246ZM167 213V212H166ZM81 215H84V213H81ZM87 211L85 212V215H87ZM91 214V213H90ZM88 214V216L90 215ZM96 214V213H95ZM112 214V213H111ZM146 214V213H145ZM144 214V215H145ZM205 214V213H203ZM209 214V213H207ZM35 215V216H36ZM66 215V217H65ZM68 215V216H67ZM97 215V214H96ZM108 215V214H107ZM113 215V214H112ZM263 215V214H262ZM36 216V217H37ZM87 216V217H88ZM95 216V215H94ZM93 216V217H94ZM98 216V215H97ZM158 215H156L157 217ZM166 216V215H165ZM168 216V215H167ZM205 216V215H204ZM226 216V215H225ZM38 217V218H39ZM65 217V218H64ZM78 219L79 221L82 220V218H80L81 216L79 215L78 216ZM84 217V216H82ZM105 217V216H104ZM110 217V215H109ZM149 217V216H148ZM193 217V216H192ZM201 217V216H200ZM210 217V215H209ZM67 218V220H69ZM155 218V217H154ZM219 218V217H218ZM217 218V219H218ZM110 219V218H109ZM152 219V218H151ZM160 219V218H159ZM188 219V218H186ZM261 219V218H260ZM259 219V221H260ZM66 220V221H67ZM86 220V219H85ZM93 220V219H92ZM97 220V218H96ZM138 220V219H137ZM143 220V219H142ZM145 220V219H144ZM158 220V219H157ZM72 223L75 221V220H71ZM78 221V222H79ZM91 221V220H90ZM100 221H103L100 220ZM99 221V222H100ZM146 221V220H145ZM151 221V220H150ZM162 221V220H161ZM193 221V220H192ZM191 221V222H192ZM213 221V220H212ZM224 221V220H223ZM231 221V220H230ZM245 221V220H244ZM0 222H4V221H0ZM6 222V221H5ZM10 222V221H9ZM8 222V223H9ZM51 222V223H50ZM65 222V221H64ZM69 221H67L66 224H68ZM98 222V221H97ZM187 222V221H186ZM11 223V222H10ZM10 223L8 224V226L10 225ZM31 225H30V224ZM29 223H27V226H28V230H29V226H30V229H32L31 227L33 226V229H34V226L35 225H32V222L30 221ZM52 224V226H50V224ZM60 223V222H58ZM71 223V224H72ZM111 223V222H110ZM188 223V222H187ZM29 224V225H28ZM46 224H48L50 227L48 228H44L42 229V226H45ZM63 224V222H62ZM65 223L63 225H66ZM93 224V222L91 223ZM98 225V223H96ZM140 224V223H139ZM142 224H143V221H142ZM146 224V223H145ZM95 226V221H94V224ZM97 225L95 226V228L97 227ZM219 225V224H218ZM242 225V224H241ZM264 225V224H263ZM68 226V225H67ZM66 226V227H67ZM93 226V227H94ZM143 226V225H142ZM201 226V225H200ZM226 226V225H225ZM224 226V227H225ZM35 227V230H37ZM46 227V226H45ZM92 227V226H91ZM146 227H149L148 225ZM203 227V226H202ZM10 228V226H9ZM50 228V229H51ZM52 228V229H53ZM57 228V229H56ZM62 228V229H61ZM79 228V227H78ZM77 228V229H78ZM99 228V227H98ZM136 228H137V225H136ZM135 228V229H136ZM141 228V227H140ZM138 228V229H140ZM166 228V227H165ZM183 228V227H182ZM51 229V230H52ZM60 229V230H59ZM71 229V228H70ZM86 229H89V226L88 228ZM102 229V228H101ZM101 229L99 228V230L101 231ZM144 229V226L143 228ZM141 229V230H142ZM225 228H223V231ZM11 230V228H10ZM34 230V231H35ZM44 230V231H46ZM54 230V231H55ZM69 230V229H68ZM72 230V229H71ZM70 230V231H71ZM92 229H90L91 231ZM94 230V228H93ZM92 230V232H93ZM168 230V229H167ZM245 230V229H244ZM257 231V229H255ZM30 231V230H29ZM27 231V232H29ZM33 231V230H32ZM53 231V230H52ZM52 233V240L51 237H49L51 239L52 243L53 244V241L55 242L56 238H58V240H60V235L61 233L63 232H56L57 234H59L58 236L59 237H56L55 233ZM77 231V230H76ZM85 231V230H84ZM97 231V230H96ZM187 231V230H186ZM220 231V230H219ZM236 230H234L235 232ZM8 232V231H7ZM40 232V231H39ZM43 232V231H42ZM72 232V231H71ZM91 232V233H92ZM95 232V230H94ZM93 232V234H94ZM230 232V231H229ZM46 233V232H44ZM197 233V232H195ZM199 233V232H198ZM210 233V232H209ZM223 233V232H222ZM231 233V232H230ZM233 233V232H232ZM2 234V233H0ZM9 234V233H8ZM31 234V233H30ZM55 234V235H53ZM92 234V235H93ZM258 234V232H257ZM40 235V234H39ZM46 235H49L51 236L50 234H47ZM63 235V234H62ZM81 235V234H80ZM90 235V234H89ZM142 235V234H140ZM181 235V234H180ZM204 235V234H203ZM203 235H200V236H203ZM9 236V235H8ZM36 235L32 236L31 234V237H35ZM37 236H38V233H37ZM36 238L38 239L39 236ZM215 236V235H214ZM226 236V235H225ZM235 236V235H234ZM1 237V236H0ZM4 237L6 238L7 235L5 236L4 234ZM45 237V236H44ZM47 237V236H46ZM62 237V236H61ZM144 237V235H143ZM184 237V236H182ZM212 237V236H211ZM216 237V236H215ZM237 237V236H236ZM48 238V240L50 241V239ZM142 238V237H141ZM213 238V237H212ZM229 238V237H227ZM255 238V237H254ZM40 239V238H39ZM47 239V238H46ZM183 239V238H182ZM203 239V238H202ZM232 239V238H231ZM3 240V245H6V242H4V238L2 237L0 242ZM27 240V239H26ZM30 239H28L27 241H29ZM33 240V239H31ZM57 240V243H59V241ZM164 240V239H163ZM189 240V239H188ZM195 240H197V237H195ZM44 241V240H43ZM105 241V240H104ZM179 241V240H178ZM227 241V240H226ZM252 241V240H251ZM258 241V240H257ZM31 242V241H29ZM29 242H26V246L29 245ZM61 242V241H60ZM101 242L103 241H99V244L100 246H102ZM141 242V241H140ZM194 242V241H193ZM253 242V241H252ZM252 242H251V245H252ZM10 243V242H9ZM11 243V244H12ZM34 243V240L31 242V244ZM35 243H36V240H35ZM44 243V242H43ZM46 243H48V241H46ZM48 243L47 244V247L48 246H51V244ZM104 243V242H103ZM138 243V242H137ZM136 243V245H137ZM142 243V242H141ZM198 243V242H197ZM195 243V244H197ZM208 243V242H207ZM230 243V242H229ZM234 242H232L231 244H233ZM248 243V242H247ZM30 244V245H31ZM134 244V243H133ZM175 244V242H174ZM10 245V244H8ZM7 245V247H8ZM29 245V246H30ZM35 245V244H34ZM38 244H36V246H30L31 248L33 247H37ZM59 244L56 245V247H58ZM62 245V243H61ZM60 245V247H61ZM96 245V244H94ZM160 245V244H159ZM211 245V244H210ZM100 246L99 249H100ZM140 246V245H139ZM224 246V245H223ZM238 246V245H237ZM246 246V245H245ZM258 246V245H257ZM0 247H1V244H0ZM52 247V246H51ZM86 247H88L87 249H89V246L86 245ZM85 247V248H86ZM132 247V245H131ZM161 247V246H160ZM200 247V245H199ZM233 247V246H232ZM249 247V246H248ZM253 247V246H252ZM9 248V247H8ZM46 248V247H45ZM93 248V247H92ZM104 248V244H103V247H101V249ZM207 248V247H206ZM227 248V247H226ZM246 248V247H245ZM256 248V247H255ZM2 249V248H1ZM4 249V248H3ZM37 249V248H36ZM48 249V248H47ZM55 249H60V248H55ZM106 249V248H105ZM160 249V248H159ZM219 249V248H218ZM242 249V248H241ZM257 249V248H256ZM39 250V249H38ZM155 250V249H154ZM171 250V249H170ZM220 250V249H219ZM223 250V249H222ZM229 250V249H228ZM249 250V249H248ZM3 251V250H1ZM0 251V252H1ZM97 251V250H96ZM94 250V252H96ZM129 251V250H128ZM138 251V250H137ZM238 251V249H237ZM240 251V250H239ZM246 252V250H244ZM5 252H7L5 250ZM4 252V253H5ZM12 252V251H11ZM88 252L89 250H86V254H84V257L85 258H88L90 259V257H87L88 255ZM136 252V251H135ZM134 252V253H135ZM142 252V251H141ZM200 252V251H199ZM84 253V251H82V254ZM97 254H99V252L97 251L96 252ZM128 253V252H127ZM138 253V252H136ZM210 253V252H209ZM216 253V252H215ZM215 253H213L214 255L210 256L211 258H215L217 256H215ZM242 253V252H241ZM248 253V252H247ZM261 253V252H260ZM48 254V253H46ZM45 254V255H46ZM81 254V255H82ZM94 254V253H92ZM105 254V253H104ZM139 254V253H138ZM206 254V253H205ZM245 254V253H243ZM251 253H248V255H245L246 259H248V261L251 260L250 258V255ZM5 257L7 258V253H5ZM89 255H91L89 253ZM96 255V254H95ZM143 255V254H142ZM208 255V253H207ZM205 255V256H207ZM217 255V254H216ZM255 255V254H254ZM263 255V254H262ZM1 256V255H0ZM3 256V255H2ZM103 256V255H102ZM126 256V255H125ZM134 256H136V254H134ZM204 256V257H205ZM214 256V257H213ZM243 256V255H242ZM43 257V255H42ZM47 257V256H45ZM156 257V256H155ZM158 257V256H157ZM203 257V258H204ZM209 257V256H208ZM244 257V258H245ZM249 257V258H247ZM82 258V257H81ZM94 258V257H93ZM123 258V257H122ZM255 258V257H254ZM259 258V257H258ZM43 259V258H42ZM47 260H49L48 258H45ZM99 259V258H98ZM103 259V258H102ZM112 259V258H111ZM139 259H141L139 257ZM156 259V258H154ZM158 259V258H157ZM162 259V258H161ZM165 259V258H164ZM210 260L209 258V263L213 262L215 263V259L214 260ZM256 259V258H255ZM4 260V258L2 259ZM39 260V259H37ZM41 260V258H40ZM39 260V261H40ZM83 260V258H82ZM77 261V263L79 264V262L85 264L86 262H88L89 260L83 262V261ZM113 260V259H112ZM127 260V259H126ZM125 260V261H126ZM206 260V259H205ZM43 261V260H42ZM106 261V260H105ZM108 261V260H107ZM110 261V260H109ZM115 261V260H114ZM135 261V260H134ZM138 261V259H137ZM141 262L142 259L140 260ZM152 261V260H151ZM160 261H163L164 260H160ZM222 261V260H221ZM226 261V260H225ZM225 261H224V264H225ZM233 261V259H232ZM244 261V260H243ZM254 261V260H252ZM257 261V260H256ZM259 261V260H258ZM257 261V262H258ZM263 261V260H262ZM41 262V261H40ZM44 262V261H43ZM67 262V261H66ZM91 262V259L89 261V264H92L93 263V260ZM95 262V261H94ZM111 262V261H110ZM140 262V263H141ZM159 262V261H158ZM33 264V262H31ZM30 263V264H31ZM45 263V262H44ZM52 263H53V260H52ZM76 263V262H74ZM76 263V264H77ZM80 263V264H81ZM161 263V262H160ZM223 263V262H221ZM241 263V262H240ZM245 263V262H244ZM243 263V264H244ZM63 264V263H61ZM72 264V262H71ZM87 264V263H86ZM134 264V262H133ZM144 264V263H143ZM162 264V263H161ZM204 264V263H203ZM229 264V263H228ZM247 264V263H246ZM256 264V263H255ZM259 264V263H258Z\"/></svg>",
	"mask_w": 264,
	"mask_h": 264
}]
</instances>
